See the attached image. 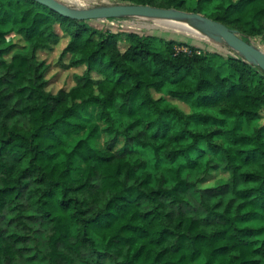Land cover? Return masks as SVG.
Here are the masks:
<instances>
[{"label":"trees","instance_id":"1","mask_svg":"<svg viewBox=\"0 0 264 264\" xmlns=\"http://www.w3.org/2000/svg\"><path fill=\"white\" fill-rule=\"evenodd\" d=\"M117 2L184 8L264 49V0ZM55 26L59 63L85 69L52 93L36 51ZM227 47L0 0V264H264V71Z\"/></svg>","mask_w":264,"mask_h":264},{"label":"rangeland","instance_id":"2","mask_svg":"<svg viewBox=\"0 0 264 264\" xmlns=\"http://www.w3.org/2000/svg\"><path fill=\"white\" fill-rule=\"evenodd\" d=\"M57 1L68 7L75 9L90 8V7L117 3V0H57ZM180 10L186 11L184 8H180ZM155 19L156 18H146V17H137V16L101 18V19L91 20V25L96 28H109L110 30L113 31L131 30L139 33L156 35L164 39L178 40L183 42L184 44L192 45L201 49L217 51L223 55H234V52L228 49V47L223 43V41L219 39V36H217V34L214 32L211 34L208 31L212 35V37H214L216 40L219 41V43H209L205 41H200L192 37L193 35H191L188 31L185 32L190 34V36L178 33L170 28H165L164 26L157 24L156 23L157 19L156 20ZM55 28H56V32L58 33V37L53 43H51V47L49 49L36 51L37 59L43 60L48 65V68L44 73V77L46 79V89L52 93H55L60 88L69 89L74 84L73 74L75 73L80 74L85 69L83 65L78 67L64 68L62 67L61 63H59V56L61 50L66 45L69 38L66 34L62 33L57 26H55ZM12 39L13 41H15L16 47H22V45L25 44V42L20 38V36L13 35ZM120 47L121 49H123L124 45L121 44ZM257 47L261 48V50L264 51V49L261 46H257ZM160 48L164 49V45L161 44ZM186 48L187 47L185 46L183 47L184 50H186ZM69 60H70V54L68 53L61 58V62H63L64 64L68 63ZM168 99L184 112H188V107L183 102L173 98H168ZM92 116H93L92 108H90V110L88 111V115L86 116L87 125L93 122ZM261 121L264 122V110L262 112ZM87 135H88V129H85L82 131H78L73 135H71L70 137L66 138V144H65L66 149H70L77 140L86 138ZM89 141L93 146L99 149L103 148L101 137H96L90 139ZM76 167L77 169H75L73 173L74 177H77L79 175V173L83 168V165L79 161H77ZM217 176H222L223 178H225L227 177V173L219 172V174L208 175L205 177L203 181L199 183V185L202 187L212 185L214 180L217 179ZM191 264H201V261H195Z\"/></svg>","mask_w":264,"mask_h":264},{"label":"water","instance_id":"3","mask_svg":"<svg viewBox=\"0 0 264 264\" xmlns=\"http://www.w3.org/2000/svg\"><path fill=\"white\" fill-rule=\"evenodd\" d=\"M59 15L77 20H94L115 17H146L156 19H191L204 25L211 33H216L224 44L256 63L264 71V51L247 43L235 30L229 29L224 23L205 17L198 13L188 12L177 8L156 7L148 4L122 3L101 5L90 8L75 9L57 0H34Z\"/></svg>","mask_w":264,"mask_h":264},{"label":"bare ground","instance_id":"4","mask_svg":"<svg viewBox=\"0 0 264 264\" xmlns=\"http://www.w3.org/2000/svg\"><path fill=\"white\" fill-rule=\"evenodd\" d=\"M156 23L160 24L161 26H164L165 28H170L173 31H176L181 34H185L189 36L191 34L193 35L192 37L200 41H205L209 43H219L218 40L212 37L211 35L212 33L208 28L204 27V25L197 23L196 21H193L191 19H157ZM185 31H188L190 34H188Z\"/></svg>","mask_w":264,"mask_h":264}]
</instances>
